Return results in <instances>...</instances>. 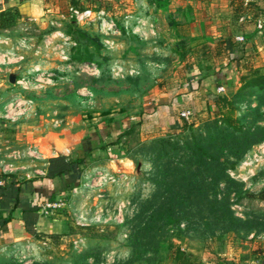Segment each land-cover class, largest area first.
Returning <instances> with one entry per match:
<instances>
[{"label":"rangeland","instance_id":"rangeland-1","mask_svg":"<svg viewBox=\"0 0 264 264\" xmlns=\"http://www.w3.org/2000/svg\"><path fill=\"white\" fill-rule=\"evenodd\" d=\"M160 3L161 10L154 6ZM71 7L91 9V19L78 21ZM144 15L157 27L143 39L157 37V50L142 45L135 31ZM260 20L264 24V0H59L46 27L21 21L31 25L0 29V55L13 53V62L1 56L0 73L17 63L23 73L19 69L16 79L32 68L55 74L52 82L24 88L1 73L0 119L33 131L27 156L0 158L11 165L8 170L23 158L43 160L39 147L54 137L71 146L90 129L103 128L110 114L120 120L127 112L140 113L147 101L140 88L178 91L199 66L213 75L235 69L236 77L217 96L235 100L240 125L226 128L215 104L203 108L199 99V109L181 114L190 127L185 131L160 129L150 138V132L142 137L134 130L124 138L129 160L110 172L97 168L83 175L63 197L58 211L68 232L43 233L9 264H179L177 248L188 254L183 264H264V88L245 87L251 72L264 73ZM219 31L222 40L214 35ZM226 41L237 43L238 55L231 52L232 58ZM209 47L218 57L211 63L209 56L200 60ZM152 50L161 61L144 78L139 72L149 64L140 54ZM157 138H172L178 146L157 153Z\"/></svg>","mask_w":264,"mask_h":264},{"label":"crops","instance_id":"crops-1","mask_svg":"<svg viewBox=\"0 0 264 264\" xmlns=\"http://www.w3.org/2000/svg\"><path fill=\"white\" fill-rule=\"evenodd\" d=\"M154 6L161 10L159 5ZM16 9L20 12L19 21L17 25L8 29H12L14 32L21 31L31 25L21 21H36L37 25L42 28L48 25V17L53 12H59V0H0V13ZM147 17L146 15L137 18L140 21L136 24L135 31L139 33L141 39L146 35L145 33L156 31L157 25L148 22ZM175 29L171 28L173 31ZM214 35L222 40L224 32L219 31ZM200 37L202 38V36ZM157 40V37L152 36L148 40L143 39L142 45L145 47L151 45V49L155 47L157 50ZM169 42L166 43L168 47H170ZM208 49L207 52H202L200 60L203 61L204 57L209 56L207 61L211 63L218 57L214 54V50L212 52L210 47ZM229 53L231 56L233 55L232 58L235 57L234 53L230 51ZM141 57L145 59L142 60L148 62L149 66L143 67L139 72L140 76L152 77L153 71L157 69H154L151 64H158L161 58L157 57V52L154 53L153 50L151 54L141 53ZM227 58L230 60L228 56ZM16 64L5 67L1 72L7 75L13 85L12 79H16L15 74L19 72V69L22 72L23 66ZM231 67L233 66L231 65ZM234 70L228 67L222 69L220 74L213 75L206 73L205 69L199 66V68H193L192 72H188L189 80L185 81L183 88L178 91H174V89L161 91L153 85L140 88V92L147 95V101L142 106L140 113L127 112L120 120H117L119 119L117 116L113 118L115 114H110V118L106 124L104 123L103 128L90 129L88 137L82 139L78 137L71 146H64L63 139L59 140V137H54L50 142L45 141L39 147L41 151H44V159L23 158L17 166L18 168H13L16 171L8 170V168L5 170L3 165L7 164L0 163V177L6 180L5 185L0 188V264H9L10 257L17 253L18 249L30 247L35 241L41 239L43 233L58 236L59 233H67L68 222L64 214L59 212V209L53 214H43L41 206L44 203L62 200L73 186L83 180V175L85 176L97 168H106L109 171L113 166L122 165L129 160L124 138L134 130H139L142 137L145 133L150 132V135L147 134L151 136L150 138L156 137L160 133V129L179 130L183 125L181 112L192 108L199 109L201 106L199 99L203 102V108L207 107L209 103L211 104L210 108H214L215 103L213 102L218 97V87L221 84L229 87V82L236 77L237 72ZM1 73L0 95L3 93L1 83H4ZM121 125L124 128H121ZM0 126V158L15 156L16 152L27 156L31 152L30 144L33 141V131L30 126L16 124L14 119H0ZM24 132H27V135ZM10 134L16 137L17 144L13 141L15 138L10 139ZM25 135L26 137H24ZM23 146H26L23 152L16 150V147L22 148Z\"/></svg>","mask_w":264,"mask_h":264},{"label":"trees","instance_id":"trees-1","mask_svg":"<svg viewBox=\"0 0 264 264\" xmlns=\"http://www.w3.org/2000/svg\"><path fill=\"white\" fill-rule=\"evenodd\" d=\"M76 3V2H75ZM161 7H165V4H159ZM20 17L19 10H5L0 13V29H8L13 26H15L18 22V19ZM228 51L234 52L236 55H238V45L237 43H229L226 41V46ZM92 60V57L83 58V60ZM248 81L245 85V87H259L264 88V73L260 72L258 70H254L250 73V77L248 76ZM244 79V78H243ZM220 85V84H219ZM215 108H216V114L220 117L219 121L224 123L226 128L232 129V130H238L240 128L238 117L236 116V102L233 98H230L228 96L220 95L218 96L215 101ZM187 121L185 118H183V125L181 126V131H185L186 129H189ZM127 133V132H126ZM130 133V132H128ZM210 133V132H209ZM173 137V136H172ZM169 139H161L157 138L156 141V149L157 153L159 151L169 152V148L171 146H178L177 140L173 142ZM181 143V142H180ZM165 155V154H164ZM181 172H185L186 170L181 169ZM259 197L261 199H264V189L260 192ZM175 259L177 263L183 264L188 261V254L187 252L183 251L181 248H177L175 251Z\"/></svg>","mask_w":264,"mask_h":264},{"label":"built area","instance_id":"built-area-1","mask_svg":"<svg viewBox=\"0 0 264 264\" xmlns=\"http://www.w3.org/2000/svg\"><path fill=\"white\" fill-rule=\"evenodd\" d=\"M70 11H71V16L75 17L78 21L86 19V18H90L92 15L91 9L81 10L80 8H77V7H71ZM258 27L261 30L264 29V24H263V22H261V20L259 21ZM237 40L240 42H244L245 36L239 35V36H237ZM12 54H13L12 51H10L8 54H1L0 58H1V56H2V58L8 57L9 62H13L11 60ZM54 77H55V74L53 72L40 70V68H32V69L27 70L26 73L20 79H16V80H17V83L21 84L24 88H28V87H39L43 83L52 82L54 80ZM218 90H219V92L225 91V85L221 84L218 87ZM189 114H191L190 110H188V111L186 110V111L182 112V115L184 117H188ZM14 157H16V156H14ZM3 166H4V169L6 170L7 168L9 169V166H11V165L8 164V165H3ZM5 181L6 180L4 178L0 177V188L5 185ZM63 205H65L64 200H56L53 202H46L41 206L42 207V213L45 215L53 214V212H55L59 208L63 207Z\"/></svg>","mask_w":264,"mask_h":264},{"label":"water","instance_id":"water-1","mask_svg":"<svg viewBox=\"0 0 264 264\" xmlns=\"http://www.w3.org/2000/svg\"><path fill=\"white\" fill-rule=\"evenodd\" d=\"M12 81H14V82H15V78H13V79H12Z\"/></svg>","mask_w":264,"mask_h":264}]
</instances>
